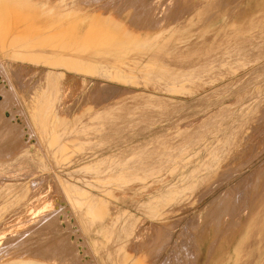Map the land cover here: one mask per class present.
I'll return each instance as SVG.
<instances>
[{
    "label": "rangeland",
    "instance_id": "rangeland-1",
    "mask_svg": "<svg viewBox=\"0 0 264 264\" xmlns=\"http://www.w3.org/2000/svg\"><path fill=\"white\" fill-rule=\"evenodd\" d=\"M0 2V67L27 53L0 68V264H264V200L217 225L227 186L264 163L263 27L183 45L160 39L201 19H170L177 0ZM149 4L163 32L135 24Z\"/></svg>",
    "mask_w": 264,
    "mask_h": 264
},
{
    "label": "bare ground",
    "instance_id": "bare-ground-1",
    "mask_svg": "<svg viewBox=\"0 0 264 264\" xmlns=\"http://www.w3.org/2000/svg\"><path fill=\"white\" fill-rule=\"evenodd\" d=\"M177 1H179V2L176 3L175 5H173V7L168 12L170 19L177 17L178 13L180 11H183L184 14H188V15L199 13V14L195 15V17H199L201 19L193 21V23L192 22H185L183 24H180V22H178L177 25H179V26H177V30H174L170 36L167 35V37L168 36L169 37L166 40H163L164 37L160 38L161 41H168L169 39L170 40L173 39L175 43H179V44H183V45L192 44V43L194 44L195 41L194 42L192 41V39H193L192 37L196 36L197 40H199L200 42H203L204 37H208V35L210 36L211 34L212 35L216 34L217 31H219L221 29H225V28L230 29V31L232 32V35L234 37H236L239 31L242 32L243 30H245V29H243L245 24L247 25L246 30L250 29L251 31H254V29L258 26L263 27V29H264V0H240L239 2H237L236 0H219V1H221V4H217L215 2H212V0H204L207 2H204L201 0H189L188 3H184V2L181 3L182 1H188V0H181V1L177 0ZM158 7L159 6L156 4H153L152 6L149 4V6L145 10H143V9L140 10V17L135 22V24H142L143 23L144 26H146L147 24H145V22H147L152 28H154L155 26H160L159 21L161 20V17L160 16L157 17L156 14L153 13V11L158 10ZM234 11H238V12L242 13L241 16H243V18H241L240 22L235 23V24L233 23V20L231 18ZM99 14H100V12L98 11L96 13L95 17H97V15H99ZM218 22H222V24L220 26H218L219 25ZM190 24H192L194 26V29L188 28V26ZM164 28H166V27H163V25H161L160 31L163 32ZM263 29H261V30H263ZM162 32H160V33H162ZM257 32H256V34L260 38L259 34H262V32L261 33L258 32L259 34ZM257 36L255 35L254 40H257L256 43H259L260 41L258 42ZM262 37H264L263 34H262ZM230 39H232V37H230ZM254 40L250 39L249 40L250 44L251 43L256 44ZM33 41H35V40H33ZM220 42H221V39L218 40V43H220ZM240 43H242V42H240ZM247 45H249V43ZM241 46H244V45L242 44ZM250 46H248V47H250ZM25 48H26V46H23L22 43H20L19 45H16V46L12 47L11 49L7 50L5 53H3V58L7 59L8 61L2 62L5 67L1 66L0 68L3 70H5V68L9 69L10 67H12V65L17 60L23 62L24 56L27 55V53L26 54L24 53V50H26ZM240 51L241 50H239V52H238L239 55L242 54V53H240ZM242 51H244V50H242ZM31 52H33V51H31ZM238 54H236V55H238ZM262 55H264V53ZM235 56H234V58H235ZM37 63H38V61H34V65H36ZM69 83H71V81ZM73 83H74V80H73ZM73 83H71V86ZM90 86H93V84L91 83ZM103 86H104V91L108 93L107 97L116 99V97L120 93V91L117 90L119 88H117L116 86H113V85H103ZM95 87H96V85H95ZM98 87L100 88L102 86L98 85ZM63 90H64V88H63L62 84H60V86H57L55 88L54 95L57 98L58 105H61L62 102H64L63 100H64L65 93L63 92ZM66 90H68V88H66ZM80 94H82V92H80ZM120 95L122 97H127L128 96V90L125 89V91H123V93ZM75 99H76V97H75ZM107 99H109V98H106L105 100L102 99L101 102L102 101L106 102ZM67 102L65 101V103H67ZM75 123H76V121H75ZM245 137L246 136L240 137L239 141H237V144H236L237 146L240 145V148H242L241 152L245 151L244 145L242 144V142H244L242 139ZM12 143L13 142H8L6 144H12ZM23 144H24L23 141L17 140V142L14 145L12 144L13 146L10 145L9 147L12 146L15 149H18L19 151H22V152H19V154L21 155L20 158L23 156L24 159H29V158H27V155H26V154H28V151H26V150L23 151V147H24ZM3 151L4 150H2L1 152H3ZM231 155H232V152L230 151L228 157L225 158L226 163H223L221 166H219L217 168L218 169H220V168L224 169L230 163H236L235 159L233 157L231 158ZM14 159H16V158H14ZM3 163H4V161L0 162V169H2V168L4 169ZM262 165H264V163L259 164L254 169L261 167ZM240 166L241 165H239V167ZM253 170H251L245 177H242L240 180H238L237 183H235L233 185L232 184L229 185V183H231L232 180H231V182H228V180H227V182H228L227 184L229 185V186H227V190L231 189L230 193L233 192L234 196L232 199L227 201L228 205L226 207V210H224L223 212H221V214L218 215L217 225L219 228H221L224 225H228V224H232V225L234 224L235 225L239 221L243 220L244 216L247 219L246 225H249L250 220L252 219V216L250 215V214H252L251 209L255 205L259 204L261 201L264 200V197H263V195H264V167L259 168L257 171H254V172H253ZM258 173H259V175H257ZM236 175L239 176V178L241 177L238 174H236ZM224 177H227V175H225ZM249 177L251 180L248 183L244 184L245 181ZM255 177H257V178L254 180ZM188 188H191V187H188ZM188 188H185V189H188ZM106 189L107 188H105V190ZM160 196H158L157 198H159ZM219 196H221V195H219ZM219 196L214 200L215 204L217 203ZM212 202H209L203 208V210H205L207 207H210ZM242 211H244L243 212L244 215L241 213ZM245 211H246V213H245ZM33 214L36 217L40 216L41 218H43L42 217L43 211H39V209H38V211H35ZM1 235H3V234H0V236ZM160 237H161V234H160ZM206 252H209V247L207 248ZM30 264H41V263H32L31 262ZM78 264H81V263L79 262Z\"/></svg>",
    "mask_w": 264,
    "mask_h": 264
},
{
    "label": "snow or ice",
    "instance_id": "snow-or-ice-1",
    "mask_svg": "<svg viewBox=\"0 0 264 264\" xmlns=\"http://www.w3.org/2000/svg\"><path fill=\"white\" fill-rule=\"evenodd\" d=\"M4 18V7H3V3L0 2V21H2Z\"/></svg>",
    "mask_w": 264,
    "mask_h": 264
}]
</instances>
